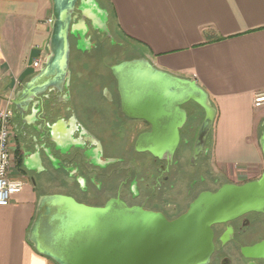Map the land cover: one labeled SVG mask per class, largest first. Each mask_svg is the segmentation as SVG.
Returning a JSON list of instances; mask_svg holds the SVG:
<instances>
[{
    "label": "flooded vegetation",
    "instance_id": "obj_1",
    "mask_svg": "<svg viewBox=\"0 0 264 264\" xmlns=\"http://www.w3.org/2000/svg\"><path fill=\"white\" fill-rule=\"evenodd\" d=\"M86 3L89 4L88 0ZM86 3L83 7L78 3L73 15L68 76L58 79L52 75L29 86L40 70L18 89L10 103L12 151L16 169L24 179L39 189L60 192L43 193L44 196H66L90 207L119 201L129 208L161 214L169 221L183 216L203 193H216L225 185L244 186L259 180L264 166L253 177L238 176L239 180L228 181L217 190L199 192L185 211L184 204L169 200L180 179L186 177L189 181L186 194L182 195L187 202L206 183L200 160L202 156L209 157L207 146L211 134L203 152L194 157L205 113L202 117V109L194 103L181 106L186 120L173 153L167 150L156 157L147 150L138 151L140 138L153 135L154 127L131 116L133 111L140 110L141 100H127V91L112 68L143 58L138 55L123 61L116 56L107 62L101 49H111L109 43L113 37L106 32L111 24L108 21L104 29L101 20L86 18L90 14L89 10L87 13L82 10ZM99 58L105 60L104 73L88 68L90 61ZM95 96L99 100L97 104L91 100ZM154 104L150 107L155 108ZM163 109L168 114L169 108ZM164 118L153 121L169 129L171 121ZM198 123L197 134L193 136ZM168 132L161 131V135ZM263 135L264 118L259 144ZM187 148H191L188 154L191 158L186 164L182 159ZM213 233L214 251L207 264H264V211L246 213L215 225Z\"/></svg>",
    "mask_w": 264,
    "mask_h": 264
},
{
    "label": "crops",
    "instance_id": "obj_2",
    "mask_svg": "<svg viewBox=\"0 0 264 264\" xmlns=\"http://www.w3.org/2000/svg\"><path fill=\"white\" fill-rule=\"evenodd\" d=\"M108 21L139 57L204 90L217 111L213 156L245 179L263 169L264 0H102ZM52 0H0V99L6 107L50 56ZM14 175L23 177L16 169ZM26 181L0 207V264H56L29 241L40 197Z\"/></svg>",
    "mask_w": 264,
    "mask_h": 264
},
{
    "label": "water",
    "instance_id": "obj_3",
    "mask_svg": "<svg viewBox=\"0 0 264 264\" xmlns=\"http://www.w3.org/2000/svg\"><path fill=\"white\" fill-rule=\"evenodd\" d=\"M79 2L83 7L86 0H52L50 56L29 86L52 75L58 79L68 76L71 24ZM88 3L82 8L83 12L90 11L85 17L101 20L107 29L108 13L95 0ZM112 70L127 91V100H141L140 110H132L131 116L154 127L153 135L140 138L138 151L147 150L156 157L167 150L173 153L180 141L179 130L186 120L181 106L194 103L205 113L194 157L203 152L217 111L209 95L196 82L158 70L146 59L115 66ZM153 102L155 108L150 107ZM131 104L134 108V102ZM166 107L168 114L163 109ZM155 117L158 120L168 117L171 127L161 126ZM167 130L166 135H161V131ZM260 148L264 156V135ZM263 211L264 173L259 180L244 186L225 185L216 193H203L174 221L161 214L129 208L119 201H111L104 207H90L70 197L47 195L39 199L28 239L38 254L56 264H207L214 251L215 225L246 213Z\"/></svg>",
    "mask_w": 264,
    "mask_h": 264
},
{
    "label": "rangeland",
    "instance_id": "obj_4",
    "mask_svg": "<svg viewBox=\"0 0 264 264\" xmlns=\"http://www.w3.org/2000/svg\"><path fill=\"white\" fill-rule=\"evenodd\" d=\"M96 2H98L100 8L103 10V2L102 0H95ZM80 3V2H79ZM106 31V30H105ZM110 36L113 37L112 41L109 43L111 45V49H101L102 51L105 52V57L107 62L109 61L110 58L113 57H119L123 59H131L135 56H138V51H137V46L131 44V43H125L122 39V37L120 36L117 27H115L114 25L111 24V29L106 31ZM113 48V49H112ZM117 48V49H116ZM117 51V52H116ZM124 51V52H122ZM122 52V53H121ZM101 58H99V60H92L89 62L88 68L89 70H100L103 72V70H105V60L101 61ZM111 62V61H110ZM91 63V64H90ZM104 73V72H103ZM92 102L94 104L99 103V100L97 99V97H92ZM0 105H3V100L0 99ZM201 116H204V111L201 110L200 112ZM199 127V123L197 124V127H195L194 130V135L197 134V130ZM213 145H214V136L213 134L210 135V138L208 140V148L210 149V154L209 157H204L202 156L201 158V164H202V168L204 169L203 173L204 176L206 178V183L198 188L197 193H193V195L191 196L190 200L187 202V200H184V194H186L187 191V187L189 184L188 179L185 177L183 179H180L177 183H176V189L170 193L169 195V200H172L173 202H178L183 205L184 204V211L187 208V205L190 201H192V199L199 193L202 191H214L219 189L222 185L228 183V181H237L239 179L238 178V171L237 170H232L230 169L229 171L227 170H222L220 168V166L215 162L214 160V156H213ZM187 155L191 152V148H187ZM185 155V157L182 159L183 163H188L189 159L191 158V155ZM130 166H132V164H130ZM40 193H46V194H60L59 191H56L55 189L53 190H49V191H45L44 189L40 188ZM195 194V195H194ZM80 201V200H79ZM187 202V203H186Z\"/></svg>",
    "mask_w": 264,
    "mask_h": 264
},
{
    "label": "built area",
    "instance_id": "obj_5",
    "mask_svg": "<svg viewBox=\"0 0 264 264\" xmlns=\"http://www.w3.org/2000/svg\"><path fill=\"white\" fill-rule=\"evenodd\" d=\"M53 24V21H49ZM43 62L36 60L33 68L36 72L42 69ZM10 101L6 107L0 108V207L6 208L10 205L14 196L20 194L25 185L26 180L23 177L14 175L16 170L15 158L11 144V109ZM254 106L256 108L264 107V93L255 97Z\"/></svg>",
    "mask_w": 264,
    "mask_h": 264
}]
</instances>
